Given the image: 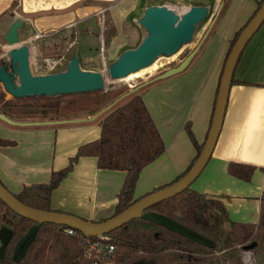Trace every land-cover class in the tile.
Segmentation results:
<instances>
[{
    "label": "crops",
    "instance_id": "0c3cea01",
    "mask_svg": "<svg viewBox=\"0 0 264 264\" xmlns=\"http://www.w3.org/2000/svg\"><path fill=\"white\" fill-rule=\"evenodd\" d=\"M112 1L0 0V30L5 32L14 21L21 20L22 32L30 22L39 37L45 32H66L79 24L83 25L82 32H90L94 20L88 21L95 17L98 20L101 13L110 11ZM124 1L128 0H121ZM188 1L211 11L209 21L197 28L193 38L196 40L192 49L207 34L189 64L195 61L198 70L190 74V79L180 82V89L188 87L191 98L187 105L191 107L178 126L163 131L152 114L149 98L141 96L165 151L141 172L135 199L171 183L191 165L197 151L185 129H190L197 145L206 141L230 41L263 0ZM233 81L211 158L190 189L221 202L232 222L256 225L264 195V25L241 54ZM89 118L81 115L63 120ZM100 119L39 127L0 124V138L15 142L0 147V182L14 194L24 186L48 183L51 174L65 169L81 146L99 138ZM229 164L252 166L256 170L246 182L228 173ZM124 178L122 172L99 170L94 157H81L52 192L50 208L89 222L107 220L113 216Z\"/></svg>",
    "mask_w": 264,
    "mask_h": 264
},
{
    "label": "trees",
    "instance_id": "16d2710c",
    "mask_svg": "<svg viewBox=\"0 0 264 264\" xmlns=\"http://www.w3.org/2000/svg\"><path fill=\"white\" fill-rule=\"evenodd\" d=\"M263 2L264 0L259 3L257 11ZM248 23L234 34L225 61L236 39ZM52 99L57 100L58 97ZM52 99L45 100L41 105L37 100L33 105L23 104L22 107L35 112L42 110L45 113L57 114L62 107L58 101ZM109 99L110 94L103 95L101 101L94 102L95 108L91 109V113L89 111L87 115L92 116L100 112L102 108L105 109ZM0 113L8 117L1 110ZM99 127V138L81 146L65 169L51 174L48 183L24 186L17 194L8 191L25 206L41 211L57 212L50 208L52 192L71 171L79 158L94 157L99 170L125 174L117 195L113 216L132 206L138 201L134 197V191L141 172L165 151L163 140L142 97L137 93L108 111L100 119ZM186 130L197 151L192 165L204 143L201 146L197 145L190 129L186 127ZM14 144L15 142L0 138V147ZM191 165L171 183L148 194L181 179ZM255 170L252 166L237 164L228 166V173L232 177L246 182L252 179ZM146 212L163 215L188 227L213 241L214 248L209 249L198 245L139 216L107 235L109 242L115 246V252L107 264H227V262L234 264L238 247L244 248L247 244L254 242L257 243L253 250L256 257L264 260V253H261L264 247V195L261 198L260 220L256 225L232 222L221 202L197 193L190 187ZM1 227L12 230L13 236L4 256L0 259V264H91V261L86 258L83 238L93 239L95 237L86 236L75 230H73L74 234L69 235L66 233L69 229L66 226L32 222L15 214L0 200ZM33 227L36 228V235L32 244L20 262L13 263L12 253L16 243ZM221 252H230L231 255L223 258L217 256Z\"/></svg>",
    "mask_w": 264,
    "mask_h": 264
},
{
    "label": "water",
    "instance_id": "95a60500",
    "mask_svg": "<svg viewBox=\"0 0 264 264\" xmlns=\"http://www.w3.org/2000/svg\"><path fill=\"white\" fill-rule=\"evenodd\" d=\"M210 12L207 6H191L182 13L174 12L166 6L154 5L145 8L142 17L136 20V24L144 30L146 35L136 48L124 51L109 65V80L111 82L123 80L132 74L152 66L157 59L161 57L169 58L175 55L183 46L189 45L192 42L197 28L209 18ZM218 13L219 12L216 13L215 18L218 16ZM22 25L23 22L21 20H16L5 32L3 39L8 47L19 44L18 30ZM263 25L264 2L244 30L241 31L227 56L219 81L214 111L206 141L194 163L178 181L161 190L145 195L120 214L101 222H89L74 215L41 211L25 206L1 183L0 200L15 214L32 222L66 226L71 230L79 231L90 237L107 236L133 219L141 216L198 245L209 249L214 248V242L205 236L163 215L146 211L185 191L204 170L211 158L221 131L229 90L240 56L244 53L249 42ZM206 35L207 34L204 35L203 40ZM203 40L176 67L170 68L153 79L130 90L122 95L119 100L135 94L139 89L152 82L166 79L183 72L195 57ZM29 57V48L25 45H21L16 48L8 49L5 52V59L3 61L0 60V85L4 92L14 99H34L39 97L55 98L105 91V80L103 75L99 72L81 69L79 58L76 54L71 57L62 72L36 76L30 71ZM117 101H115V103ZM115 103L110 104L89 119L17 123L0 113V121L11 126L21 127L58 126L91 121L113 108L112 106ZM35 235L36 228L33 227L18 240L12 253L13 263L20 262L24 257ZM12 236V230L6 227L0 228V259L4 256ZM256 246L257 243L254 242L245 246L243 249L246 252H250L254 250Z\"/></svg>",
    "mask_w": 264,
    "mask_h": 264
},
{
    "label": "rangeland",
    "instance_id": "374dc122",
    "mask_svg": "<svg viewBox=\"0 0 264 264\" xmlns=\"http://www.w3.org/2000/svg\"><path fill=\"white\" fill-rule=\"evenodd\" d=\"M112 2L110 11L106 14L101 13L100 19L97 20V17H95L88 21L94 20L90 23V32H82L83 25L79 24L71 29L69 28L66 32H45V34H40L42 36L39 37L30 22L26 23L23 32L22 30L18 32L21 37L19 45H27L30 48L29 67L33 75L62 72L71 57L76 54L81 69L99 72L103 75L105 91L60 96L57 100L50 97H39L21 99L17 102L12 101L15 104V108H13L15 111L4 110L0 105V110H4L8 118L17 123H25L60 121L69 117L87 115L91 109L95 108L94 102L101 101L103 95L106 94H110L109 102L107 104L104 102L106 107L118 100L112 106L114 108L129 98L119 100L122 95L164 71L176 67L193 50L192 46L196 38L189 45L183 46L175 55L169 58L161 57L152 66L123 80L111 82L108 78L109 65L124 51L136 48L146 35L144 30L136 24V20L142 17L144 8L154 6L151 4L157 3L174 12L182 13L193 6V2L188 0H128L123 3L121 0H113ZM189 4L191 5L189 6ZM208 21L209 18L201 25ZM194 63L195 61L183 72L152 82L136 92L142 97L149 98L152 114L163 131L178 126L189 112L191 104L187 105V102L191 96L188 87H184V90L180 89L182 87L180 82L182 79H190V74L196 73L198 66H194ZM5 98L11 100L8 95H5ZM49 99L59 102L62 107L59 113H45L42 110L35 112L22 107L23 104L33 105L37 100L39 101L38 104L41 105L42 102ZM23 110H26V112H23ZM106 113L97 118H102ZM0 124L9 126L1 121ZM185 134L188 136L186 129ZM191 144H193L192 141ZM262 252L264 253V247L261 249ZM229 254L230 252H221L217 256L223 258ZM235 255L234 264H264V260L258 259L253 250L246 252L243 248L238 247ZM227 264L229 263L227 262Z\"/></svg>",
    "mask_w": 264,
    "mask_h": 264
},
{
    "label": "built area",
    "instance_id": "2783aa9c",
    "mask_svg": "<svg viewBox=\"0 0 264 264\" xmlns=\"http://www.w3.org/2000/svg\"><path fill=\"white\" fill-rule=\"evenodd\" d=\"M69 235L74 234L71 229L66 230ZM86 258L91 264H107L115 252V246L109 242L108 236H99L93 239L83 238Z\"/></svg>",
    "mask_w": 264,
    "mask_h": 264
},
{
    "label": "flooded vegetation",
    "instance_id": "af4514ba",
    "mask_svg": "<svg viewBox=\"0 0 264 264\" xmlns=\"http://www.w3.org/2000/svg\"><path fill=\"white\" fill-rule=\"evenodd\" d=\"M22 27H23V25H22ZM22 27L19 29V30H21L22 29ZM8 30V29H7ZM6 30V31H7ZM19 30H18V32H19ZM5 31V32H6ZM5 32L4 31H1L0 30V60H4L5 58H4V56H5V52L8 50V49H10V48H16V46L18 45H16V46H13V47H8L7 45H6V43H5V41H4V34H5ZM18 38H19V43H20V36H19V34H18ZM19 46H21V45H19ZM18 47V46H17ZM0 87H1V85H0ZM8 95V94H6L5 92H4V90H3V88H1V90H0V105L2 106V108L5 110V109H9V110H14L13 108H15V104L12 102V101H15V102H17L18 101V99H14V98H12L11 97V100H8V99H6L5 98V95ZM9 96V95H8ZM10 97V96H9ZM4 110H3V112H4Z\"/></svg>",
    "mask_w": 264,
    "mask_h": 264
},
{
    "label": "bare ground",
    "instance_id": "6f19581e",
    "mask_svg": "<svg viewBox=\"0 0 264 264\" xmlns=\"http://www.w3.org/2000/svg\"><path fill=\"white\" fill-rule=\"evenodd\" d=\"M19 45V44H18ZM31 55V54H30Z\"/></svg>",
    "mask_w": 264,
    "mask_h": 264
}]
</instances>
